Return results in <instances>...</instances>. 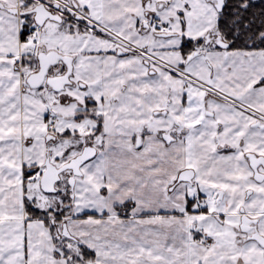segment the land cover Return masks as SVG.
Returning <instances> with one entry per match:
<instances>
[{"label": "snow or ice", "instance_id": "snow-or-ice-1", "mask_svg": "<svg viewBox=\"0 0 264 264\" xmlns=\"http://www.w3.org/2000/svg\"><path fill=\"white\" fill-rule=\"evenodd\" d=\"M0 264H264V0H0Z\"/></svg>", "mask_w": 264, "mask_h": 264}]
</instances>
